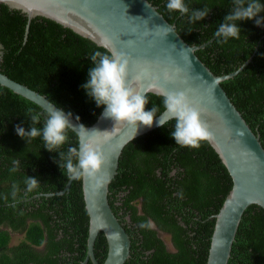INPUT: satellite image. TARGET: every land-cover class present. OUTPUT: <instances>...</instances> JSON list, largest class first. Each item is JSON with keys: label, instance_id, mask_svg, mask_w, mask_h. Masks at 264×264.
Listing matches in <instances>:
<instances>
[{"label": "trees", "instance_id": "1", "mask_svg": "<svg viewBox=\"0 0 264 264\" xmlns=\"http://www.w3.org/2000/svg\"><path fill=\"white\" fill-rule=\"evenodd\" d=\"M148 1L176 24L177 32L192 46L205 44L233 7V0H185L190 10L210 8L205 19L189 23L188 16L169 12L168 0ZM28 24L21 11L0 6V25L16 56L5 69L7 74L93 125L104 109L96 106L81 85L94 66L89 56L109 51L49 19L41 18L39 28L33 19L27 32ZM238 26V39L224 43L214 37L196 54L217 76L237 71L253 55L222 87L264 145V27H257L254 20L240 21ZM146 98V111L153 106L158 108L157 116L165 111L163 96L148 94ZM36 113L41 114L40 123L33 126L42 128L46 111L0 85V264H82L90 222L82 178L73 180L62 195H46L63 190L70 174L59 166V153L44 148L42 137L27 143L17 135L16 125L30 130V117ZM174 125L171 120L129 142L110 184V204L132 242L125 264H207L215 215L233 179L208 140L195 149L176 145L171 136ZM67 136L57 150L65 156L69 147L78 148L80 143L71 129ZM13 160L20 162L15 172L11 171ZM27 177L36 178L39 184L25 195ZM14 184L18 188L15 200ZM141 223L151 226L141 228ZM12 232L24 234V239L10 246ZM163 232L169 234L173 249L161 236ZM95 254L100 264L107 257L103 231L96 239ZM229 264H264L263 207L253 204L246 209Z\"/></svg>", "mask_w": 264, "mask_h": 264}, {"label": "water", "instance_id": "2", "mask_svg": "<svg viewBox=\"0 0 264 264\" xmlns=\"http://www.w3.org/2000/svg\"><path fill=\"white\" fill-rule=\"evenodd\" d=\"M2 5L21 11L28 17L27 32L33 19L36 18L39 28L41 18H46L109 52L125 53L128 58V84L146 97L148 94L162 96L158 94L161 92L184 91L187 94L207 125L211 134L208 141L233 179L232 189L215 215L207 261V264H229L246 209L253 204L264 208V145L261 136L252 130L222 87L223 82L234 78L252 61L253 55L237 71L215 75L196 54L215 35L201 46L188 44L177 32L176 24L168 22L158 7L148 0H0ZM129 40L134 43L129 44ZM15 60L12 46L0 25V85L46 112L53 107L62 109L24 81L7 74L5 69ZM102 113L90 126L71 116L73 125L78 127L82 124L91 132H85L83 139L102 149L106 158L103 171L108 173V182L99 187L94 181L82 177L90 217L87 256L82 264H87L89 260L100 264L95 254V242L102 231L108 242V254L102 264H125L131 256L132 242L110 204V184L118 173L125 146L159 128L156 121L164 116L165 111L154 118L151 128L140 126L137 131L132 126L116 124ZM71 130L81 141V130ZM73 180L75 178L70 175L63 190L46 195L64 194L70 190Z\"/></svg>", "mask_w": 264, "mask_h": 264}, {"label": "clouds", "instance_id": "3", "mask_svg": "<svg viewBox=\"0 0 264 264\" xmlns=\"http://www.w3.org/2000/svg\"><path fill=\"white\" fill-rule=\"evenodd\" d=\"M166 8L169 12L176 11L181 16H188L189 23H195L205 19L210 12V8L204 6L202 10H191L186 5L185 0H168ZM264 4L260 0H233V7L227 15L223 17L215 37L227 43L230 38L238 39L241 35V28L238 22L254 20L257 27H264ZM191 32V31H189ZM129 44L133 40L127 41ZM93 67L89 69L88 80L81 87L86 94L95 101L97 107H103L102 115L111 118L116 124L132 126L136 129L140 126L151 128L154 118L157 116L158 108L153 106L146 111L148 104L146 96L128 84V58L122 52H100L96 51L91 56ZM145 74L147 70L145 69ZM167 75V74H165ZM163 96L164 116H160L156 121V126L163 127L169 120H174V131L171 132L176 145L190 148H199L201 141L208 140L211 134L207 125L201 120L200 111L192 106L187 94L184 91L158 93ZM31 112V110H29ZM40 113L31 115L30 130L16 125V133L28 143L31 139L42 137L44 145L49 152L59 153V166L75 179L86 177L94 181L96 186H102L108 182V173L103 171L105 165V155L102 149L91 141L85 142L84 133L88 132L84 125L78 127L71 123L72 113H65L63 109L50 108L46 112L42 128L33 125L40 123ZM79 119L78 117L76 118ZM79 128L81 130V141L77 147H69L68 154L57 151L67 140V132L70 129ZM93 132V131H92ZM73 156L76 163H73ZM63 161V163H60ZM14 167L11 171L18 170L19 161L13 160ZM25 184L27 192H31L37 187L39 181L36 178L27 177ZM18 188L14 184L12 196L15 200ZM15 206V205H13ZM141 228L150 227V224L141 223Z\"/></svg>", "mask_w": 264, "mask_h": 264}, {"label": "rangeland", "instance_id": "4", "mask_svg": "<svg viewBox=\"0 0 264 264\" xmlns=\"http://www.w3.org/2000/svg\"><path fill=\"white\" fill-rule=\"evenodd\" d=\"M161 236L164 238V240L167 243L168 247L170 249H173V244H172V242L170 240L169 234L163 232V233H161ZM22 239H24V234L17 233V232H12L10 246L18 244L19 242H21ZM40 249H42V247H40Z\"/></svg>", "mask_w": 264, "mask_h": 264}, {"label": "flooded vegetation", "instance_id": "5", "mask_svg": "<svg viewBox=\"0 0 264 264\" xmlns=\"http://www.w3.org/2000/svg\"><path fill=\"white\" fill-rule=\"evenodd\" d=\"M18 233V232H17ZM38 249L40 248V247H37ZM42 248H43V246H42Z\"/></svg>", "mask_w": 264, "mask_h": 264}]
</instances>
